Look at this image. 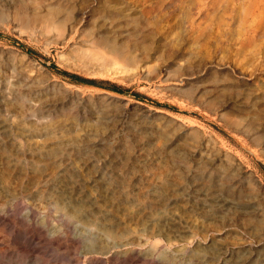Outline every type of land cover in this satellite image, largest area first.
Listing matches in <instances>:
<instances>
[{"label": "rangeland", "instance_id": "obj_1", "mask_svg": "<svg viewBox=\"0 0 264 264\" xmlns=\"http://www.w3.org/2000/svg\"><path fill=\"white\" fill-rule=\"evenodd\" d=\"M132 1L135 0H75V3L77 2V6L81 5V8L87 3V7L95 8L94 14H99L101 8L106 9L109 5L119 7L126 3L132 7ZM137 1H145L155 9L151 14L138 12L137 21H129L134 26V32L141 37L138 39L143 41V54L148 53V57L141 55L142 59L137 61H120L117 65H106L104 68L95 62H83L75 52L56 44L55 31L42 37L1 21L0 54L4 61L16 62V66L25 67L31 87L28 88L30 103L47 105L39 113L42 122L50 117L59 118L55 115L62 114L66 119L78 118L80 122H84L83 116L89 112V108L83 105L69 109L71 105H75L71 102L75 100L72 97L74 94L69 89L76 91L80 97L89 98L100 109L113 104V99H117L115 110H111L108 115L116 114L118 118L128 122L130 127L127 129L128 126H118L117 134H108L107 140L113 141L110 147L109 143L98 144L99 142L86 138L81 144H70L72 148L67 154L69 159L75 161L82 158L94 159L95 170L100 173L108 168L114 180L118 178V171L115 169L120 168L124 144L131 142L130 139L126 141L127 137L148 133L154 130L152 127L155 123L161 122L163 138L159 141L156 136L151 138L154 149L146 145L143 149L137 141L136 151H133L143 154L140 165L144 162L152 164L149 171H142L141 167L133 165L132 172L135 177L152 176L153 181L159 183L160 180L155 175L168 167L172 170L168 175H173L179 169L180 178L174 182L179 189L170 195L168 201L170 205L180 208V226L174 227L172 223L166 226L157 218L146 221L143 226L138 224L137 227L127 226L128 222L121 223L120 231L125 230L122 241H130L128 246L111 249L107 254H91L87 248H81L75 227L71 222L63 221L59 212L52 207L51 202L58 197L61 199L63 195L60 192L53 195L48 192L37 193L33 191L34 183H27L31 174V155H34L31 152L34 145L30 146L26 140L33 132L25 131L23 138L17 135L15 124L22 123V117L19 118L14 110L6 106L2 108L0 99L2 141L14 142L20 139L21 145L14 142L16 149L27 151V159L22 163L27 172L22 183L24 185L14 184V194L0 192L1 263L241 264L247 258V247L238 241L232 243L235 240L230 237H221L230 229L226 224L207 227L206 231H202V227L207 225L206 222H199L204 219H209L208 222L218 221V215L222 214L218 210L223 212L227 207L220 208L212 199L228 201L230 197L213 192L211 200L202 199L200 189L195 192L200 175L196 171L198 156L194 152L197 147L206 146L211 152L210 159L214 158L212 170H215L222 152L226 151L264 185V155L254 145L252 138L248 137V131L232 123L238 116H251L248 96H255V93L264 89V0ZM180 2H184L181 11L176 6ZM180 18L191 22L190 26L187 22V32L179 24ZM121 19L122 17L117 16L112 23H117L116 20L120 22ZM52 79L63 83L68 90L62 88L56 91L52 87L51 92L45 93L47 80ZM47 89H50L49 84L45 87ZM66 96H70V99L61 110L62 113H55L63 105ZM236 98L240 103H233ZM79 101L81 102L80 98ZM56 103H59L58 108L52 111ZM222 104L224 106L220 107ZM259 106L263 112L264 104ZM27 112L23 116L25 123L31 122L34 116L29 114L35 113ZM224 112L228 115L226 119H222ZM163 113L168 116L163 118ZM124 133L125 137L122 135ZM201 136L204 137L202 145L190 147L189 144L195 145L193 140L198 141ZM33 140L35 138L29 142L32 143ZM214 145L222 152L217 151ZM100 149L105 150L103 155ZM155 149L164 152L162 155L167 159L174 157L175 161L157 163L158 153ZM152 156L156 157L155 161H151ZM82 175L87 176L85 171ZM75 178L79 179L80 176ZM167 179L172 178L167 176ZM144 180L139 189L151 194L150 180ZM63 201L68 208L73 205ZM239 206L236 201L229 203L232 209H238ZM187 211L190 215L192 212L198 213V223H194L196 226L184 223ZM156 230L162 234L169 232L172 243L162 246L159 239L152 237ZM198 242L202 250L194 249ZM129 247L132 249H126ZM25 249L30 251V255L21 256L26 252ZM226 249L229 250L226 252Z\"/></svg>", "mask_w": 264, "mask_h": 264}, {"label": "bare ground", "instance_id": "obj_2", "mask_svg": "<svg viewBox=\"0 0 264 264\" xmlns=\"http://www.w3.org/2000/svg\"><path fill=\"white\" fill-rule=\"evenodd\" d=\"M132 2H134L132 7L126 3L119 7L109 5L105 7L106 9L99 6L100 13L94 14L95 8L87 7V3L81 8V5L77 6L75 0H2L0 1V21L29 30L42 37H47L48 33L55 31L57 33L56 44L60 47L75 52L83 62H95L106 68V65H117L120 61H137L142 59L141 55L148 57V53L143 54L142 47L144 45L141 44L143 41L138 39L141 37L134 32V26H131L130 22L137 21L136 13L151 14L155 9L145 1L135 0ZM183 4L184 2L176 3L177 9L181 11ZM115 15L122 17L120 22L116 20L117 23H112V20L117 17ZM178 21L187 32V22L189 26L191 22L186 18H180ZM16 65V62L4 61L0 54L2 108L6 106L14 110L19 118L22 117V123L15 124V130H18L17 135L23 138L25 131L33 132V135L28 136L29 139L26 140L30 146L34 145L33 152H31L34 154L31 155V174L28 176L27 183H34V192H48L50 195L60 192L61 196L63 195L61 199L58 197L51 202L52 207L59 212L63 221H69L75 227L81 248H87L91 254H107L111 249L128 246L130 241H122L125 230L120 231L121 223L128 222L127 226L137 227L138 224L143 226L146 221L150 222L153 218H157L160 223H165L166 226L170 223L174 227L179 225V221H182L180 208L170 205L168 201L170 195L179 189V186L174 184L176 179L180 178L179 169L173 175H168L172 170H169V167L165 168L163 172L154 176L160 180L159 183L154 182L152 176L144 175L140 178L135 177L132 172L133 165L141 167L142 171L143 169L149 171L152 164L144 162L140 165L139 162L143 154L139 155L133 151L134 149L136 151L137 141L145 149L144 145L154 147L152 137L156 136L157 141L163 138L161 122L155 123L152 127L154 130L148 133H137L133 138L127 137L126 141L130 139L131 142L124 144V151L120 156V168L115 169L108 165L118 171L116 173L118 178L114 180L108 168L100 173L95 170L94 159L82 158L75 161L69 159L67 154L72 148V144H81L86 138H91L95 143L99 142L98 144L109 143L110 147L113 141L107 140L108 134H117L118 126H120L119 128L128 126L127 129L130 127L128 122L118 118L116 114L108 115L112 112L111 110H115L114 104H118L117 99L112 96L115 98L113 104L105 105L100 109L89 98L80 97L76 91L69 89L74 94L72 97H75V100L71 101L75 105H71L69 109L79 108L83 105L89 108V112L83 116L84 122H80L78 118L66 119V116L62 117L63 114L55 115L59 118L50 117L42 122L40 120L42 116L39 113L41 114L47 105H32L30 103L29 77L26 75L25 67ZM48 84L50 89L45 90ZM45 87V93L51 92L52 87L56 91L62 88L68 90L63 83L54 79L47 80ZM69 99L70 96L68 98L66 96L58 111L56 110L59 103H56L52 111L62 113L61 110ZM248 102L251 103L248 106L251 107V116L247 115L245 118L238 116L232 120V123L248 131V137L252 138L254 145L258 146L264 155V111L262 112V108L259 109L261 107L259 105L264 104V89L255 93V96L249 95ZM233 103H240L239 99L236 98ZM27 111L35 112L29 114L34 116L29 123H25L23 120V116L28 114ZM76 112L78 113V110ZM166 116L168 115L163 113V118ZM226 118L228 115L225 112L222 113V119ZM159 131L161 132L158 133ZM122 135L125 137V133ZM3 138L0 136V192L7 191L14 194V184L24 185L22 183L27 172L22 163L27 159V151L16 149L15 143H19V145L22 143L20 139L17 140L18 142L15 140L14 143L13 141L3 142ZM33 138L35 140L30 143ZM202 140H204L203 136L198 141L193 140L195 145H189L190 147L202 145ZM207 141L210 142V139L207 138ZM213 147L222 152L218 146L214 145ZM100 150L101 154L105 151L104 149ZM196 150L197 153L193 152L198 156L196 171L200 175V182L195 192L200 189L202 199L211 200L213 192L230 197V200L226 199L228 201L212 199L216 202L215 205L220 208L227 207L223 212L218 210L224 214V216L218 215L220 216L218 221L208 222L209 219H204L199 222L203 224L206 222L207 226L202 227V231L204 232L210 227H218L223 223L226 224L230 229L221 237H230L235 240L232 243L238 241L247 247L245 250L247 258L241 264H264V201H262L264 185L255 178L250 170L243 167L236 158L231 157L226 151L222 152V158L217 168L212 170L214 158L210 159V150L206 146L197 147ZM154 151L158 153L156 154L157 163H164L167 160L175 161L174 157L170 159L164 157L162 155L164 152L161 150L155 149ZM28 152L30 151L28 150ZM156 157L152 156L151 161H155ZM84 171L87 174L85 177L82 175ZM75 176H80V178L76 179ZM167 176L172 179H167ZM144 179L150 180L151 194L144 193L139 189ZM41 182L46 183L41 184ZM62 199L73 205H70L69 208L66 207ZM232 201H236L240 205L238 209L229 207V203ZM196 213L192 212L190 215V212L187 211L184 223L190 225L198 223V213ZM194 225L196 226V224ZM152 237L159 239L162 246L172 243L169 232L162 234L156 230L152 233ZM126 249H132V247ZM194 249L202 250L199 242L195 243ZM2 255L0 254L3 258ZM25 255H30V251L26 250L21 256ZM0 264L3 263L0 262Z\"/></svg>", "mask_w": 264, "mask_h": 264}, {"label": "trees", "instance_id": "obj_3", "mask_svg": "<svg viewBox=\"0 0 264 264\" xmlns=\"http://www.w3.org/2000/svg\"><path fill=\"white\" fill-rule=\"evenodd\" d=\"M70 76H73V75H70ZM73 77H75V78H76L77 76H73ZM76 79H80V78H76ZM138 97H139V95H138ZM140 97H141V96H140Z\"/></svg>", "mask_w": 264, "mask_h": 264}]
</instances>
